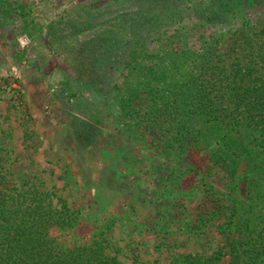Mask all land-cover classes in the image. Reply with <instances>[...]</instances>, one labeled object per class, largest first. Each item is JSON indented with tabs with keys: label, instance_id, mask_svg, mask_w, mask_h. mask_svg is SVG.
<instances>
[{
	"label": "rangeland",
	"instance_id": "1",
	"mask_svg": "<svg viewBox=\"0 0 264 264\" xmlns=\"http://www.w3.org/2000/svg\"><path fill=\"white\" fill-rule=\"evenodd\" d=\"M1 1L21 3L27 14L6 10ZM178 3L184 2L0 0V169L9 185L27 180L52 186L78 210L74 223L50 229L63 247L88 244L93 233L106 236L118 247L120 264H177V253L225 249L224 214L193 228L204 189L228 205L231 218L245 208L250 224H263L262 128L239 132L254 157L250 165L234 164L227 154L223 158L228 149L210 156L202 118L187 98L183 112L168 122L159 99L171 98L172 85L207 42L218 63L255 67L239 69L243 89L264 55V0H215V12L201 14ZM67 77L69 88L61 86ZM214 99L219 115L235 113L227 97ZM242 109L241 102L239 116ZM77 129L93 139L79 140ZM249 172L258 174L247 194L248 181L237 175ZM147 174L157 186L154 210L141 212L124 196L131 190L141 195Z\"/></svg>",
	"mask_w": 264,
	"mask_h": 264
},
{
	"label": "trees",
	"instance_id": "2",
	"mask_svg": "<svg viewBox=\"0 0 264 264\" xmlns=\"http://www.w3.org/2000/svg\"><path fill=\"white\" fill-rule=\"evenodd\" d=\"M183 2L199 14L206 10L215 12L217 9L214 5L215 0H183ZM1 3L4 9L12 10L17 15L27 14L19 2L1 1ZM167 3L166 1L165 4ZM184 3H178L176 6L182 7ZM152 8L153 5L149 4L145 10L150 11ZM164 18L167 19L166 15L159 14V20ZM258 51L256 50V54ZM250 52H255V49H251ZM216 59L215 48L207 42L195 53L189 68L184 69L183 79L172 85L171 98L160 97L159 112L168 122L178 113L183 112V101L187 98L188 107L197 117L202 118L203 142L209 144L207 150L210 156H217L220 150L228 149L223 158L227 154V158H231L234 164L241 160L250 165L247 159L254 157L253 150L247 152L246 147L241 145L239 132L244 130V127L247 131L262 128L259 139L264 140V55L260 57L261 62L258 68L256 67L258 73L255 72L253 77L249 78L243 89L240 88L241 74L249 72L254 66L227 67L222 61L218 63ZM159 68L161 69L159 72L163 73L164 66ZM239 69L245 72L241 73ZM236 73L237 79H235ZM69 80L70 78L67 77L61 86L69 88L71 86ZM173 86L176 91H173ZM68 93L71 96L73 90ZM216 97H227L233 104L235 113L228 119L217 113L218 106L214 99ZM241 102L243 109L239 116L237 113ZM126 104L124 99L121 105L125 108L123 112L128 111L129 104L127 106ZM244 110L245 113H242ZM210 125L215 126L218 131ZM74 133L81 141L82 137L87 136V139L91 140L94 137L93 133L87 135L88 131L85 129H77ZM239 155H241L240 159ZM234 164L231 168H234ZM232 172L230 173L234 174ZM249 173L246 177L243 173L237 175L239 179L248 181L245 189L247 194L248 186L253 187L257 183L256 178L251 177L254 173L258 174ZM205 186L211 187L207 184ZM202 192V207L197 211V221L193 222V228H200L214 216L224 214L226 219L221 224L225 226L224 244L227 248L218 246L206 255L177 253L176 255L181 259L177 264H208L214 262L223 253L230 255L227 264H264V221L259 228L256 224H250L245 208L239 210L235 218H231L230 212L224 211L228 207L227 204L219 202L218 197L210 199L211 193L208 190L204 189ZM249 199L252 203V195H249ZM244 206L243 203L239 205V207ZM232 212H235L234 209ZM77 216L78 210L68 205L52 186L41 188L34 181L27 180H23L18 186L9 185L5 172L0 169V264H120L117 258L118 247L113 246L106 236L100 237L93 233L88 244L72 247H63L55 241L50 229L54 227L63 230L74 223Z\"/></svg>",
	"mask_w": 264,
	"mask_h": 264
},
{
	"label": "crops",
	"instance_id": "3",
	"mask_svg": "<svg viewBox=\"0 0 264 264\" xmlns=\"http://www.w3.org/2000/svg\"><path fill=\"white\" fill-rule=\"evenodd\" d=\"M140 185L142 186V187H140L141 195L144 196V198L142 200L139 199V197L141 195H138L134 190H131V195L124 196V198H127L131 205L138 206V210L141 211V212H144V211L147 212V211L154 210L153 201H154V195L155 194L153 192H155V191H153V190H155L157 188V186L153 185V182H152V180H151V178H150V176L148 174L144 177V179L142 181H140ZM151 193L153 195H151ZM107 196L110 199L112 197L110 193L108 195H105V197H107ZM143 200H144L145 205L149 206V207H146L145 205L141 204ZM98 210L99 211H104L105 209L99 208ZM208 221H210V220H208ZM229 258H230L229 253H223L214 262H211V263H208V264H227L228 261H229Z\"/></svg>",
	"mask_w": 264,
	"mask_h": 264
},
{
	"label": "built area",
	"instance_id": "4",
	"mask_svg": "<svg viewBox=\"0 0 264 264\" xmlns=\"http://www.w3.org/2000/svg\"><path fill=\"white\" fill-rule=\"evenodd\" d=\"M20 42H21V43H24V42H26V40H24V39H20Z\"/></svg>",
	"mask_w": 264,
	"mask_h": 264
}]
</instances>
